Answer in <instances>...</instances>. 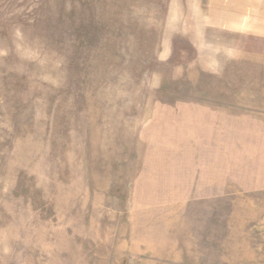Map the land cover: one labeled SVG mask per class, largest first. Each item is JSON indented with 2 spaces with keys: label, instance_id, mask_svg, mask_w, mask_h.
<instances>
[{
  "label": "rangeland",
  "instance_id": "obj_1",
  "mask_svg": "<svg viewBox=\"0 0 264 264\" xmlns=\"http://www.w3.org/2000/svg\"><path fill=\"white\" fill-rule=\"evenodd\" d=\"M0 264H264V0H0Z\"/></svg>",
  "mask_w": 264,
  "mask_h": 264
}]
</instances>
